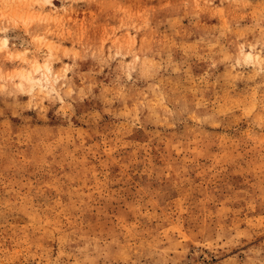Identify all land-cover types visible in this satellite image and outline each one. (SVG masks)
<instances>
[{
	"label": "rangeland",
	"instance_id": "1",
	"mask_svg": "<svg viewBox=\"0 0 264 264\" xmlns=\"http://www.w3.org/2000/svg\"><path fill=\"white\" fill-rule=\"evenodd\" d=\"M0 264H264V0H0Z\"/></svg>",
	"mask_w": 264,
	"mask_h": 264
}]
</instances>
